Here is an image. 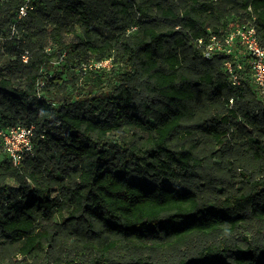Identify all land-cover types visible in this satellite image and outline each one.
Returning a JSON list of instances; mask_svg holds the SVG:
<instances>
[{"label":"trees","instance_id":"trees-1","mask_svg":"<svg viewBox=\"0 0 264 264\" xmlns=\"http://www.w3.org/2000/svg\"><path fill=\"white\" fill-rule=\"evenodd\" d=\"M24 4L0 0V129H35L18 165L0 138V264H264V97L241 46L234 85L197 43L264 41V0Z\"/></svg>","mask_w":264,"mask_h":264},{"label":"built area","instance_id":"built-area-1","mask_svg":"<svg viewBox=\"0 0 264 264\" xmlns=\"http://www.w3.org/2000/svg\"><path fill=\"white\" fill-rule=\"evenodd\" d=\"M24 1L25 4L20 9V17L26 16L27 10L30 7L31 0ZM197 43L206 58H212L213 55L220 52L232 56V59L226 60L225 67L234 85L240 84L239 72L245 70L235 48L238 45L241 46L249 56L251 79L255 86L260 89L264 97V41L260 39L258 30L253 21L242 23L224 36H211L207 43H205L203 39L198 40ZM28 57V53L23 56L24 61H27ZM109 65L110 61H106L98 63L95 66L107 67ZM233 102V99L230 100L231 104H233ZM0 138L3 143L4 151L12 158L16 165L20 164L24 157L33 154V140L35 138L34 127L12 126L0 129Z\"/></svg>","mask_w":264,"mask_h":264},{"label":"rangeland","instance_id":"rangeland-1","mask_svg":"<svg viewBox=\"0 0 264 264\" xmlns=\"http://www.w3.org/2000/svg\"><path fill=\"white\" fill-rule=\"evenodd\" d=\"M229 22H232V19L229 20ZM3 41H0V53H4L6 51V47H5V44L2 43ZM253 139H255V137H253ZM253 139H251L253 141ZM236 140L239 142L238 138L236 137ZM10 183L12 185H16L14 182L10 181ZM21 260V259H19ZM32 262V260H31ZM5 264H10L8 262H6Z\"/></svg>","mask_w":264,"mask_h":264}]
</instances>
